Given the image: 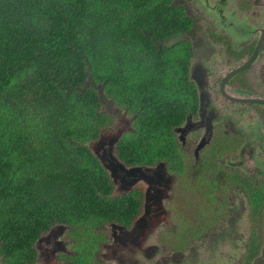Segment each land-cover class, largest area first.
<instances>
[{
    "label": "trees",
    "instance_id": "obj_1",
    "mask_svg": "<svg viewBox=\"0 0 264 264\" xmlns=\"http://www.w3.org/2000/svg\"><path fill=\"white\" fill-rule=\"evenodd\" d=\"M172 1L0 0L4 264L34 263L36 240L54 225L84 242L75 250L82 255L74 257L83 264L106 238L102 225L128 226L140 213L142 186L114 194L109 173L88 146L113 124L114 108L129 119L114 145L119 160L186 172L175 128L195 111L197 91L189 78V43L167 45L191 27ZM222 141L219 135L201 150L191 173L197 185L188 188L203 205L206 198L223 202L225 190L238 183L216 151ZM218 209L209 210L212 220Z\"/></svg>",
    "mask_w": 264,
    "mask_h": 264
},
{
    "label": "rangeland",
    "instance_id": "obj_2",
    "mask_svg": "<svg viewBox=\"0 0 264 264\" xmlns=\"http://www.w3.org/2000/svg\"><path fill=\"white\" fill-rule=\"evenodd\" d=\"M198 3L197 7L201 8L199 1ZM207 21L209 20L206 19L203 23L206 24ZM178 38H171L167 41V45ZM222 46L224 48L219 47L214 50L208 49L209 44L207 47L202 45L195 48L191 53L193 57H190L189 68L191 69L198 60L209 57L210 53L211 61L209 62L213 64V67L209 71L208 78L211 81L218 80L222 74L224 75L226 71L238 65L236 59L229 60L228 55L222 53L221 49H225L223 44ZM234 88H246V90L252 91L259 89L264 93V51L250 67L237 75L236 79L228 85L227 90L231 91ZM214 96L216 103L213 104V107L220 115L217 122L225 123L228 129L238 128L236 130H240L242 128L244 131H251L254 123V112L251 106L244 105L242 108L245 110L242 114L237 110L241 109L239 105L227 103L223 100V96L216 93ZM113 112L115 115L113 124L103 128L97 138L91 141L88 146L109 173L110 179L115 185L114 194L120 195L135 184H139L144 191V205L141 215L130 227L126 228L111 223L107 225L106 229L101 228L105 236L108 235L105 238L108 240L100 245L102 264L244 263V261H239L241 240L238 239V234L245 232L244 230L247 232L246 221H248L247 213L249 212L240 209L242 204H246L247 199L236 191L235 185H231L225 190L223 202L212 204L218 198L212 200L206 198V205L200 203L202 197L194 195L188 188L191 183L193 186L197 185L196 179L192 178L191 173L199 167L200 162L199 157L197 160L192 158V145L190 148L184 146L188 158L186 172L189 176L185 171L181 175L169 172L163 163H158L155 166H126L116 157L114 145L120 133L129 129V119L124 111L114 108ZM193 119H186L181 126L184 128L188 122H194ZM258 125L263 131L264 122L260 120ZM198 133L201 134V132ZM176 135L179 136L178 132ZM216 151L223 152L224 150L220 145ZM260 156L258 164L261 163L264 153ZM219 157L223 158L222 155ZM228 159L233 166H242L243 171L247 174L257 173V166L254 165L256 160L253 163L248 150L242 160L238 153L230 155ZM210 204L211 207H207ZM219 206L220 209L217 208ZM217 209L219 214L212 220V212L209 213V210ZM198 214L199 221L195 217ZM239 214L241 215L239 216ZM192 224L199 231L193 228ZM235 228H239L240 233H235ZM259 235L264 239V213L262 226L259 227ZM83 243L78 238L73 240L68 235L66 226L54 225L36 242L39 255L34 264H65L64 254L80 248ZM248 264H252V261H249ZM253 264L258 263L253 262ZM259 264H264V251L260 255Z\"/></svg>",
    "mask_w": 264,
    "mask_h": 264
},
{
    "label": "flooded vegetation",
    "instance_id": "obj_3",
    "mask_svg": "<svg viewBox=\"0 0 264 264\" xmlns=\"http://www.w3.org/2000/svg\"><path fill=\"white\" fill-rule=\"evenodd\" d=\"M198 1L200 2L201 8L197 7L199 4ZM172 2L181 8L185 16L191 19V27L182 31L180 35H178L179 38L173 42L178 40L187 41L189 43L191 53H193L192 50H195V48L202 45H206L207 47V44H209L208 49L214 50L219 47L224 48L222 46L223 44L225 49H221L222 53L228 55L229 60L236 59V61H238L237 66L229 69L224 75L222 74L218 80L214 79V81H211L208 78L209 71L212 70L213 67V64L209 62L211 61L209 52V57L198 60V62L194 64L191 69L189 68V78L196 86L197 105L195 111L190 112L186 118L187 120L194 118V122H188L186 124L190 126H188V129L183 133L180 143L183 147L186 146V148H190L192 145L191 155L193 160H197L201 150L206 148L214 138L216 139L219 135L221 137L224 136V143L223 141L221 142V149L224 150L221 152V155L223 156L222 161L238 175V183H234L232 185H235L236 191L241 193L242 197L247 199L246 204H242L240 209L247 210V212H249L247 213L248 221H246V225H248L247 232L244 230L245 232L238 234L240 229L235 228V233L238 234V239L240 238L241 240L239 261H244L242 264H248L249 261H252V264L253 262L259 264L260 255L264 251V239L259 237V227L260 225L262 226L264 213V157L261 163L258 164V162L261 157L260 155L264 153V130H260L261 127L258 123L260 120L264 122V103L233 101L230 100L228 96L230 95L235 98L254 97L264 99V93H262L259 89H257V91L246 90V88H234L235 91H228L227 89L228 85L236 79L237 75L250 67L258 59L260 53L264 51V37L259 46L257 56L253 59V61L250 62L247 67L229 77L222 86V90L220 86L223 77L234 68L246 63L250 55L254 52L260 38L261 29L264 27V0H173ZM206 19L209 21L205 24L203 21ZM191 53L190 57L192 58L193 55H191ZM202 62L207 63L203 64ZM197 79L203 83L202 90L197 87ZM200 92L204 93L203 101L200 100ZM215 93L219 96H223V100L227 103L239 105L241 109L237 110L238 112H242V114L245 110V108H242L244 105L252 107L254 112V123L252 124L251 131H244L242 128L240 130H236L238 128L228 129L225 123H221V121L217 122L220 115L218 114L219 112H216L215 107H213V104L216 103L214 101ZM179 126L182 127L181 125ZM176 128L175 132H177ZM201 129L203 130L200 131ZM198 132H201V134ZM180 133L181 132L179 131L178 134L180 135ZM188 133L191 134V136H189ZM225 135H231L234 138L227 139ZM202 137H206L207 142L198 150L197 153L195 151L196 146ZM177 138L179 139L178 135ZM247 150L249 151V155L252 157L253 163L256 160V164L254 165L257 166V173L254 172L253 174H247L243 171L242 166H233L231 162H229L230 160L228 157L236 153L241 155V160L244 159ZM142 196L143 210V189ZM142 210L132 220L131 224L139 218ZM242 213L245 215L244 212ZM241 214H239V216ZM111 223H116L126 228L131 225L126 226L117 221H111L102 225L101 228L104 227L106 229L107 225ZM41 236L36 240V242L41 238ZM107 240L104 239L103 241L98 242L97 248L94 252L85 254L84 256L86 260L83 264H102V251L100 245ZM63 250H65L64 247ZM75 250L76 249H73L64 254L63 259L65 264H77L74 257H79L82 254L76 253ZM37 254L39 255L38 249ZM36 261L37 259L34 263H36ZM0 264H4L1 258Z\"/></svg>",
    "mask_w": 264,
    "mask_h": 264
},
{
    "label": "water",
    "instance_id": "obj_4",
    "mask_svg": "<svg viewBox=\"0 0 264 264\" xmlns=\"http://www.w3.org/2000/svg\"><path fill=\"white\" fill-rule=\"evenodd\" d=\"M263 37H264V27L261 29V34H260V38H259V41L257 43V46L254 50V52L250 55L249 59L246 61V63L244 64H241L239 65L238 67L234 68L233 70H231L230 72H228L224 77H223V80L221 82V90H222V86L224 85L225 81L233 76L235 73L239 72L240 70H242L243 68L247 67V65L253 61V59L257 56V52L259 51V46L261 44V42L263 41ZM196 83H197V87L199 89H203V83H201V81H199L198 79L196 80ZM204 93L203 92H200V100L203 101V95ZM228 98L230 100H233V101H241V102H246V103H255V102H258V103H264V99H260V98H235V97H232V96H228ZM188 129V125H186L184 128L183 127H180L178 126L176 128V131L177 132H181L180 135H179V140H182V135L183 133L185 132V130ZM207 142V138L206 137H202L199 142L197 143V146H196V152L198 153V150L204 146V144ZM114 185V184H113ZM115 186V185H114ZM114 193V192H113Z\"/></svg>",
    "mask_w": 264,
    "mask_h": 264
}]
</instances>
